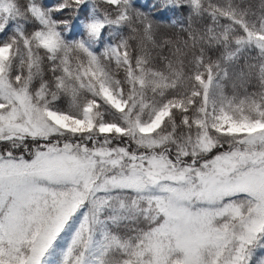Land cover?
<instances>
[{
    "label": "snow or ice",
    "instance_id": "1",
    "mask_svg": "<svg viewBox=\"0 0 264 264\" xmlns=\"http://www.w3.org/2000/svg\"><path fill=\"white\" fill-rule=\"evenodd\" d=\"M141 7L0 0V264H264V0Z\"/></svg>",
    "mask_w": 264,
    "mask_h": 264
},
{
    "label": "trees",
    "instance_id": "2",
    "mask_svg": "<svg viewBox=\"0 0 264 264\" xmlns=\"http://www.w3.org/2000/svg\"><path fill=\"white\" fill-rule=\"evenodd\" d=\"M162 2V0H138V3L140 5H142V7L140 8L141 11L146 12V13H153V8L152 6L154 4L159 5ZM248 2H250L253 6H254V11H258V6L260 4V0H248ZM181 15V13H176V15H173V13L171 11H166L164 12L163 16H153V19H155L157 21V23H159V25L166 29V30H171V20L172 19H176L177 17H179ZM183 15H187V11L184 10ZM252 56H255L256 53L252 52L251 53ZM254 62V61H253ZM241 63H243V61H241ZM250 91H254L256 90L255 88H250ZM228 91L231 92V88L229 86Z\"/></svg>",
    "mask_w": 264,
    "mask_h": 264
}]
</instances>
